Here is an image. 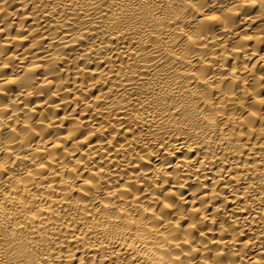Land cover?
I'll list each match as a JSON object with an SVG mask.
<instances>
[{
    "label": "bare ground",
    "instance_id": "obj_1",
    "mask_svg": "<svg viewBox=\"0 0 264 264\" xmlns=\"http://www.w3.org/2000/svg\"><path fill=\"white\" fill-rule=\"evenodd\" d=\"M0 9V264H173L189 247L181 232L205 215L191 235L212 229L209 257L224 241V264H264V121L251 117L252 95L224 105L241 78L264 84V36L246 22L257 9L227 35L211 22L197 52L224 67L203 73L185 35L201 14L168 0ZM197 115L208 136L183 128ZM159 168L166 183L153 179Z\"/></svg>",
    "mask_w": 264,
    "mask_h": 264
},
{
    "label": "clouds",
    "instance_id": "obj_2",
    "mask_svg": "<svg viewBox=\"0 0 264 264\" xmlns=\"http://www.w3.org/2000/svg\"><path fill=\"white\" fill-rule=\"evenodd\" d=\"M216 2V10L220 13V15L215 14H208L205 12V8L208 7L207 0H168V6L171 7L173 3H176L180 7V11L183 14L184 12H188L191 10L194 13L201 14V17L197 19L195 16H191V19L193 21V28L191 29V33L186 32L185 35L188 36V43L193 48L194 55L192 57L188 58V62L191 63L192 59L196 58L197 55H200L197 50L198 49H207L208 44L200 43V41L207 40V33L211 31L213 25L212 21H221L222 25L224 26L225 34L232 31V25L236 23L235 16L240 13L241 10L246 8H253L257 9L258 12L255 15L249 16L247 19V24L249 27L253 24H257L259 28V32L255 33L254 35H262L264 36V0H223V3H218V0H215ZM2 11V9H0ZM247 38V37H246ZM215 49H213V52ZM227 49L225 47V53ZM251 59V57H249ZM200 68L201 72H206L209 65H211L214 68L221 69L224 67L223 63H213V61L206 55H200ZM251 78V77H249ZM214 76H207V77H201V82L203 85H206L207 90H211L213 88H217L218 85L213 84L212 80H214ZM233 79H236L233 77ZM257 81L264 80V76L256 78ZM240 83L244 85L243 88L239 89V95H237L236 92L230 91L228 93V97L224 100V105L228 104H239L241 108L245 107V101L247 100V97L249 95L253 96V99L249 102V111L251 114V117H257L264 121V97L259 96L258 88H264V84H258V87L254 88L249 85V79L241 78ZM191 94L190 92L188 93ZM197 121L199 123L195 125H189V122L187 119L183 122V128L189 129L190 132L196 136H208V132L205 131V129H209L211 125L209 123H205L204 120L200 118L199 115L196 116ZM254 122V121H253ZM164 123L163 121L161 122ZM172 124L176 125V130H181L180 124L177 121H173ZM203 125L201 127L200 125ZM167 127V125H165ZM264 131V129H261ZM210 138V136H209ZM170 174L165 170V168H159L156 170V174L153 177L155 179L157 176L164 178V182H167V177ZM158 187H161L162 185H157ZM172 207V205H169ZM196 211L193 209V212ZM183 214V213H181ZM208 217L205 215L203 218L197 220L193 218L192 223L188 225V228L186 231H182L181 235L184 237V239L180 240V243L188 244V250L185 252L184 249H180L179 254H176L174 257L173 264H183L181 261V257H185L187 260V264H224V261L221 259L222 256L225 254H229V249L227 248V242L220 241V243L225 244V248H217L213 255L209 257L207 253L211 251L209 249L208 244L212 243V241L207 240L208 233L212 231L211 228L204 229L200 231V239L197 240L196 237H193L191 235V232L193 229H197L198 225H203L204 221L207 220ZM214 222V221H213ZM176 231H180L179 229H173V233ZM221 231H224L223 227H221ZM172 233H170L171 235ZM179 239V237H177ZM196 241V246H192V241ZM237 241H232V249L231 252L232 255L235 254L234 249L236 246ZM249 243H254V241H249ZM179 244H173L170 248L165 249L166 255L171 260L173 257V250L174 248H178ZM201 252L202 258H196L195 253ZM11 256L12 254L9 253ZM128 264H131L130 261H128Z\"/></svg>",
    "mask_w": 264,
    "mask_h": 264
}]
</instances>
